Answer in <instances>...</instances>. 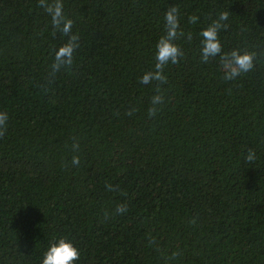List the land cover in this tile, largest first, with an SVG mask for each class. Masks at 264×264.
Segmentation results:
<instances>
[{
	"label": "trees",
	"instance_id": "trees-1",
	"mask_svg": "<svg viewBox=\"0 0 264 264\" xmlns=\"http://www.w3.org/2000/svg\"><path fill=\"white\" fill-rule=\"evenodd\" d=\"M0 264H264V0H0Z\"/></svg>",
	"mask_w": 264,
	"mask_h": 264
}]
</instances>
